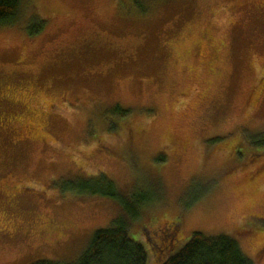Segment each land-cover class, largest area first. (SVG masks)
Listing matches in <instances>:
<instances>
[{"label": "rangeland", "instance_id": "1", "mask_svg": "<svg viewBox=\"0 0 264 264\" xmlns=\"http://www.w3.org/2000/svg\"><path fill=\"white\" fill-rule=\"evenodd\" d=\"M263 144L264 0H24L0 25V264L76 260L122 213L72 190L100 174L151 199L147 264L165 221L168 256L198 231L264 264Z\"/></svg>", "mask_w": 264, "mask_h": 264}, {"label": "trees", "instance_id": "2", "mask_svg": "<svg viewBox=\"0 0 264 264\" xmlns=\"http://www.w3.org/2000/svg\"><path fill=\"white\" fill-rule=\"evenodd\" d=\"M23 2L24 0H0V25L15 23L20 16ZM32 16L36 27L31 32L38 33L42 29L43 21L36 14ZM120 112L126 113L125 110ZM262 154L264 152L253 154L248 161L251 162V159ZM98 178L101 179L98 186L79 185L72 187V190L112 198L121 207L122 213L107 227L99 228L91 234L76 260L63 262L38 259L30 264H147V251L131 236L129 225L140 215L143 205L151 199L141 193H137L134 198L128 197L105 174H100ZM153 240L154 238L148 241L149 251L155 254L156 260H160L159 264H253L243 253L238 241L228 235L207 236L195 231L169 256L168 251L180 246L181 241L176 240L169 245Z\"/></svg>", "mask_w": 264, "mask_h": 264}, {"label": "flooded vegetation", "instance_id": "3", "mask_svg": "<svg viewBox=\"0 0 264 264\" xmlns=\"http://www.w3.org/2000/svg\"><path fill=\"white\" fill-rule=\"evenodd\" d=\"M258 83H263V80H260ZM261 170H264V168H261ZM177 221H165L163 223L158 224V227L155 230V233H152L151 230L149 229L147 231L148 238L153 239L155 235L156 237H160V242H165L166 244H172L173 242L176 241L178 236V232L180 230V224ZM152 233V234H151ZM151 234V235H150Z\"/></svg>", "mask_w": 264, "mask_h": 264}]
</instances>
